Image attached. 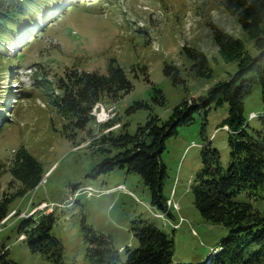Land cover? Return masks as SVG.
<instances>
[{"label":"rangeland","instance_id":"1","mask_svg":"<svg viewBox=\"0 0 264 264\" xmlns=\"http://www.w3.org/2000/svg\"><path fill=\"white\" fill-rule=\"evenodd\" d=\"M28 1L24 15L9 21L8 32L0 39V200L21 187L10 171L19 147L37 159L43 176L35 188L14 193L7 202L9 213L0 221V250L8 248L18 264H54L30 251L18 230L22 217L54 207L57 219L52 231L62 242L65 264H90L83 219L119 248L117 264L125 259V247L137 245L131 227L145 222H154L173 238L169 264H204L217 256L221 251L217 245L228 228L200 214L193 204L192 186L202 167L203 145L217 148L224 166L229 164V130L221 126L228 115L227 102L212 105L206 113L202 110L191 124L165 139L164 194L184 219L173 227L175 220L169 217L163 223L153 214L157 208L140 174L119 166L92 174L103 158L119 149L110 138L100 140L108 127L95 122L88 126L90 131L67 137L52 87L46 79L41 86L39 82L43 74L52 82L69 71L107 74L110 66H120L132 88L116 98H103L92 114L102 123L97 112L104 110L115 120L109 129L120 125L108 135H133L151 115L162 122L175 105L233 76L238 59L223 57L215 29L240 40L243 51L252 56L257 53L254 37L244 31L236 14L225 9L224 0ZM197 52L206 56L204 72L198 71ZM165 64L178 69L176 80L165 73ZM244 110L250 123L257 125L258 115L264 113L258 81L244 99ZM86 186L93 190L88 192ZM236 199L264 205V200L245 192Z\"/></svg>","mask_w":264,"mask_h":264},{"label":"trees","instance_id":"2","mask_svg":"<svg viewBox=\"0 0 264 264\" xmlns=\"http://www.w3.org/2000/svg\"><path fill=\"white\" fill-rule=\"evenodd\" d=\"M27 2L0 0V39L8 32V22L13 23L17 16L24 15ZM223 4L228 12L237 15L244 31L254 37L257 53L252 56L244 52L240 40L215 29V39L223 57L238 59L233 76L216 82L205 94L175 105L169 118L162 122H158V116L151 115L133 135L126 132L118 136L108 135L120 125L103 132L100 140L110 138L119 149L114 155L103 158L92 174L109 172L116 166L140 174L150 190L152 206L159 212L167 211L163 223L170 217L175 220L173 227L179 225L184 219L176 213L179 208L167 204L170 198L163 189L166 167L161 153L165 139L175 135L178 127L191 124L202 110L206 113L212 105L227 102L228 115L221 126L229 130V164L224 166L217 148L203 145L202 167L192 186L193 204L200 214L228 228L227 235L217 245L221 251L204 264H264V205L236 199L245 192L255 199L264 200V113L258 115L257 125H252L244 110V99L256 81L261 84L264 96V53L259 55L264 49V0H224ZM72 7L75 5L71 4ZM197 55L201 62V70L198 71L204 72L206 56L203 52H197ZM164 71L175 80L178 78V69L174 65L165 64ZM42 77L39 85L46 79L45 84L52 87L53 104L65 120L63 126L68 131L67 137L75 136L77 131H90L88 126L95 124L91 111L96 102L105 97L116 98L133 86L118 65L110 66L107 74L69 71L52 82L45 74ZM157 91L160 92L159 89ZM112 119L101 126L114 124ZM10 171L21 186L15 195L35 188L43 176L37 159L23 147L17 149ZM12 195L3 196L0 200V221L9 213L7 202L13 198ZM56 219L54 207L48 212L39 211L22 217L18 224L19 236H24L30 251L40 253L54 264H65L62 242L52 231ZM82 226L90 264H117L120 252L111 238L94 229L85 219ZM131 229L137 245L124 248L126 255L122 264H169L172 261L174 240L154 222L135 225ZM0 264H18L10 258L9 249L5 246L0 250Z\"/></svg>","mask_w":264,"mask_h":264},{"label":"built area","instance_id":"3","mask_svg":"<svg viewBox=\"0 0 264 264\" xmlns=\"http://www.w3.org/2000/svg\"><path fill=\"white\" fill-rule=\"evenodd\" d=\"M101 117L104 119V122L109 121V119H110V118H107V114L101 115ZM122 185H123V184H122ZM84 189H85V190L88 189V190L92 191V190H93V187H91V186H86ZM88 190H87V191H88ZM88 192H89V191H88ZM167 204H168V205H172V204H171V201H169V199H168V201H167ZM47 207L50 208V206H47ZM168 207H169V206H168ZM168 209H169V208H167V210H168ZM166 213H167V211H162V212L156 211V212H153V214H158V215H160L161 218H163V219H165ZM176 226H178V224H175V225H174V227H176Z\"/></svg>","mask_w":264,"mask_h":264},{"label":"bare ground","instance_id":"4","mask_svg":"<svg viewBox=\"0 0 264 264\" xmlns=\"http://www.w3.org/2000/svg\"><path fill=\"white\" fill-rule=\"evenodd\" d=\"M98 102H100V101H98ZM97 103V102H96ZM94 107V106H93ZM92 110H93V108H92ZM91 113H92V111H91ZM104 114H107V112L106 111H104V110H102V111H100V112H97V119H98V121H104V119L101 117V115H104ZM93 115V114H92ZM94 116V115H93ZM108 118V117H107ZM111 118H113V116L111 117ZM94 120H95V122H96V124H98V125H101V124H103L104 122H102V123H98L97 121H96V119H95V116H94ZM112 127V126H111ZM108 129H109V127H108ZM119 188H123V186L124 185H122V184H118L117 185ZM116 186V187H117ZM51 207V206H50ZM52 208V207H51ZM155 216H157V215H155ZM159 217V216H158ZM161 217V216H160Z\"/></svg>","mask_w":264,"mask_h":264},{"label":"water","instance_id":"5","mask_svg":"<svg viewBox=\"0 0 264 264\" xmlns=\"http://www.w3.org/2000/svg\"><path fill=\"white\" fill-rule=\"evenodd\" d=\"M262 53H264V49L259 53V55L262 54Z\"/></svg>","mask_w":264,"mask_h":264}]
</instances>
